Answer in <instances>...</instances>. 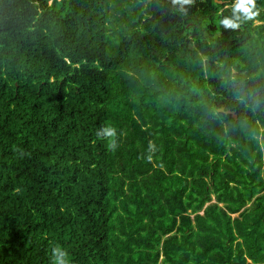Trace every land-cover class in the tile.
Here are the masks:
<instances>
[{
  "label": "trees",
  "instance_id": "16d2710c",
  "mask_svg": "<svg viewBox=\"0 0 264 264\" xmlns=\"http://www.w3.org/2000/svg\"><path fill=\"white\" fill-rule=\"evenodd\" d=\"M234 2L0 0V264H264V0Z\"/></svg>",
  "mask_w": 264,
  "mask_h": 264
},
{
  "label": "clouds",
  "instance_id": "9594fccd",
  "mask_svg": "<svg viewBox=\"0 0 264 264\" xmlns=\"http://www.w3.org/2000/svg\"><path fill=\"white\" fill-rule=\"evenodd\" d=\"M193 0H173V3H179L181 5L191 4ZM256 8V0H235L232 5V12L234 13L233 18L225 17L220 20L219 23L226 28H236L238 27L237 20L241 17L245 20L252 19L258 14V10L254 11ZM97 137L108 140V147H112L115 143L116 129L112 126H105L97 132ZM69 253L67 250L63 249L61 246L57 245L52 249L53 264H71L68 259Z\"/></svg>",
  "mask_w": 264,
  "mask_h": 264
},
{
  "label": "water",
  "instance_id": "95a60500",
  "mask_svg": "<svg viewBox=\"0 0 264 264\" xmlns=\"http://www.w3.org/2000/svg\"><path fill=\"white\" fill-rule=\"evenodd\" d=\"M219 110H222V111H225V112H229V113H233L234 116H236V112L234 110H231V109H225L223 106H220L218 108Z\"/></svg>",
  "mask_w": 264,
  "mask_h": 264
},
{
  "label": "rangeland",
  "instance_id": "374dc122",
  "mask_svg": "<svg viewBox=\"0 0 264 264\" xmlns=\"http://www.w3.org/2000/svg\"><path fill=\"white\" fill-rule=\"evenodd\" d=\"M255 22H259L258 20H255ZM234 214H236V213H234Z\"/></svg>",
  "mask_w": 264,
  "mask_h": 264
}]
</instances>
